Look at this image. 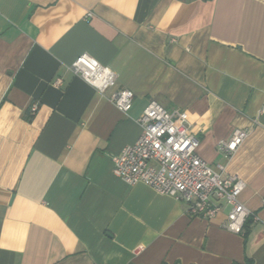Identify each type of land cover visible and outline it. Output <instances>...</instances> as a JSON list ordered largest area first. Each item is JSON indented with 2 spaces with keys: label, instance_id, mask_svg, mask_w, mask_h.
I'll list each match as a JSON object with an SVG mask.
<instances>
[{
  "label": "crops",
  "instance_id": "0c3cea01",
  "mask_svg": "<svg viewBox=\"0 0 264 264\" xmlns=\"http://www.w3.org/2000/svg\"><path fill=\"white\" fill-rule=\"evenodd\" d=\"M82 53L117 86L73 74ZM119 87L135 93L127 113L109 100ZM153 99L186 111L199 155L245 180L243 233L228 205L192 217L113 173ZM263 107L264 0H0V264H264ZM237 128L250 134L227 159L217 143Z\"/></svg>",
  "mask_w": 264,
  "mask_h": 264
},
{
  "label": "built area",
  "instance_id": "2783aa9c",
  "mask_svg": "<svg viewBox=\"0 0 264 264\" xmlns=\"http://www.w3.org/2000/svg\"><path fill=\"white\" fill-rule=\"evenodd\" d=\"M68 68L100 92L117 86L116 71L88 53L80 54ZM62 82L61 77L54 80L55 85ZM134 97L133 90L119 87L112 91L109 100L127 113L133 106ZM38 107L35 102L30 111L35 113ZM263 111L264 107L260 112ZM137 121L142 128L141 134L136 142L126 145L114 156L113 173L128 184L142 182L186 202L192 217L213 218L228 205L227 228L243 233L251 215L240 200L246 182L237 174H227L224 164L219 163L214 168L199 155L200 141L192 131L188 113L168 110L153 99ZM258 122V117L253 120L254 124ZM249 134L248 128H237L229 138L219 140L217 148L227 159L232 158Z\"/></svg>",
  "mask_w": 264,
  "mask_h": 264
},
{
  "label": "trees",
  "instance_id": "16d2710c",
  "mask_svg": "<svg viewBox=\"0 0 264 264\" xmlns=\"http://www.w3.org/2000/svg\"><path fill=\"white\" fill-rule=\"evenodd\" d=\"M246 222H247V220H246ZM246 222H245V226H246Z\"/></svg>",
  "mask_w": 264,
  "mask_h": 264
}]
</instances>
